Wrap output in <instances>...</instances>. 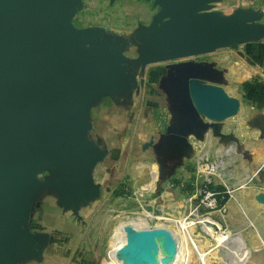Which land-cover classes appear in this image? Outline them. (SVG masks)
I'll return each mask as SVG.
<instances>
[{
	"label": "rangeland",
	"instance_id": "obj_1",
	"mask_svg": "<svg viewBox=\"0 0 264 264\" xmlns=\"http://www.w3.org/2000/svg\"><path fill=\"white\" fill-rule=\"evenodd\" d=\"M66 7L72 27L98 34L79 48L109 53L114 63L107 83L83 85L68 102L78 147L90 156L84 191L77 187L72 200H62L50 166L34 176L17 220L20 236L37 241L26 259L38 255L40 242L49 239L36 230L42 198L49 193L82 227L76 255L91 264H115L112 250L120 234L130 235L128 228L171 230L174 245L186 240L189 264H230L236 240L243 238L226 225L229 202L244 193L264 206V167L259 168L264 159V0H210L201 14L217 21L240 19L251 33L198 47L182 58L172 51L147 55L152 36L170 20L160 17L156 0H70ZM185 62L211 67L213 76L200 81L223 87L240 102L238 115L224 122L200 116L209 125L201 136L168 133L177 121L166 82ZM114 114L115 128L110 126ZM207 225L213 234L231 236L226 247L207 235ZM205 246V253L214 250L206 263L200 253ZM208 246L213 247L207 252Z\"/></svg>",
	"mask_w": 264,
	"mask_h": 264
},
{
	"label": "water",
	"instance_id": "obj_2",
	"mask_svg": "<svg viewBox=\"0 0 264 264\" xmlns=\"http://www.w3.org/2000/svg\"><path fill=\"white\" fill-rule=\"evenodd\" d=\"M69 1L0 0V264H8L12 255L27 257V251L36 247L37 241L20 236L17 220L41 168L50 166L54 171L62 200H72L77 187L86 188L90 156L78 147L68 102L83 85L107 83L114 58L97 49L79 48L98 34L70 25ZM209 1L156 0L162 7L160 17L170 20L152 36L148 57L168 51L189 57L198 47L251 33L240 19L217 21L201 14ZM213 74L205 63L185 62L174 69L166 87L176 105L177 123L169 127V134L201 136L209 125L200 116L224 122L238 115L236 98L221 86L200 81ZM260 201L264 203V195ZM127 230L132 239L121 252L126 264H155L156 237L169 232Z\"/></svg>",
	"mask_w": 264,
	"mask_h": 264
},
{
	"label": "crops",
	"instance_id": "obj_3",
	"mask_svg": "<svg viewBox=\"0 0 264 264\" xmlns=\"http://www.w3.org/2000/svg\"><path fill=\"white\" fill-rule=\"evenodd\" d=\"M98 124H102L99 118L96 122ZM118 125L117 115L114 114L110 126L115 128ZM263 167L264 159L259 168ZM260 171L258 169L256 172ZM42 199L43 212L38 219L40 227L36 230L46 233L49 239L42 241L40 249L43 250H39L36 258L29 261L26 257L12 255L8 264H91L82 256L76 255L82 227L70 215L65 214L52 194L46 193V197ZM227 207V215L223 216L226 225L232 231L239 232L244 241V252L236 260L230 259V264H237L238 260L239 264H264V206L242 193L229 202Z\"/></svg>",
	"mask_w": 264,
	"mask_h": 264
},
{
	"label": "bare ground",
	"instance_id": "obj_4",
	"mask_svg": "<svg viewBox=\"0 0 264 264\" xmlns=\"http://www.w3.org/2000/svg\"><path fill=\"white\" fill-rule=\"evenodd\" d=\"M207 235L213 237V239L216 240V244L220 245V247H223L227 245V242L231 239V236H228L227 234H219L216 235L213 234L212 228L207 227L204 228ZM141 230H149L148 228H144ZM139 230V231H141ZM166 230V229H164ZM168 231V230H166ZM169 232V235H164L161 237H156V244L153 247V253H154V261L155 264H189L191 254L190 250L188 248L187 243L184 240L178 239L177 246L173 244L172 236L175 238L176 234L173 232ZM132 239V237L128 234H120V236L116 239V245L114 249L112 250L111 258L114 260L115 264H126L125 257L121 256L122 249L126 247L129 243V241ZM176 239V238H175ZM237 246L234 248V255L231 257V260L234 261L236 258L240 255V253L244 249V241L243 239L239 238L236 240ZM190 246V245H189ZM215 246V245H214ZM213 246H208L207 252L211 250ZM228 247V246H227ZM172 248L174 249L173 256H171ZM215 249V248H214ZM219 249V248H218ZM224 249V248H223ZM233 249V247H231ZM206 246L203 247V250L201 253V258H204V262L206 263L208 261V256L210 254H213L214 250H212L209 253H205ZM229 250V249H228ZM216 251V250H215ZM230 253V252H229ZM178 255V257H177ZM214 255V254H213Z\"/></svg>",
	"mask_w": 264,
	"mask_h": 264
}]
</instances>
